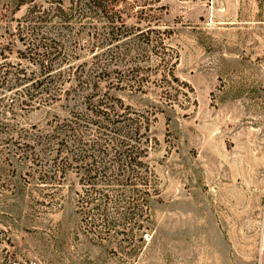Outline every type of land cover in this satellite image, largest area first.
Wrapping results in <instances>:
<instances>
[{
    "label": "rangeland",
    "instance_id": "1",
    "mask_svg": "<svg viewBox=\"0 0 264 264\" xmlns=\"http://www.w3.org/2000/svg\"><path fill=\"white\" fill-rule=\"evenodd\" d=\"M90 1L0 0V264H264V0ZM100 100L142 119L145 243L87 232L79 166L40 178Z\"/></svg>",
    "mask_w": 264,
    "mask_h": 264
},
{
    "label": "trees",
    "instance_id": "2",
    "mask_svg": "<svg viewBox=\"0 0 264 264\" xmlns=\"http://www.w3.org/2000/svg\"><path fill=\"white\" fill-rule=\"evenodd\" d=\"M90 3L101 8L98 0H91ZM28 22V25L20 27V34L21 39L29 45L28 39L33 40L32 35L37 32L29 27L31 21ZM41 46L43 45L39 44L35 48L39 49ZM53 54V51L38 52V60L44 64L45 61L53 60L50 58ZM51 67L52 65H46L47 73L53 69ZM98 70L96 72L100 73L104 67L100 66ZM86 96V100L90 101L89 95ZM100 101L102 103L90 102L93 105L90 107V115L73 114L75 120L63 123V128H60L73 135L78 128L72 122L79 126H82L80 122L95 125L96 128H90L92 136L87 138L88 148L83 151V147H80L83 143L81 136L74 134L71 139L74 145L71 148L70 144L68 148L66 138L54 136L59 139L58 147L53 152L49 166L40 172V178H53L49 174L51 172L64 175L72 169L73 164L79 166L82 190L78 194L77 204L87 232L92 231L94 239L99 241L145 243L149 229L144 224V219L152 217L151 200L158 192L153 179L154 171L145 160L147 139L143 141L138 136L142 132V119L140 116H127L122 105L108 100ZM86 104L85 108H89ZM56 132L58 134L59 130ZM135 250L133 247L131 252Z\"/></svg>",
    "mask_w": 264,
    "mask_h": 264
}]
</instances>
